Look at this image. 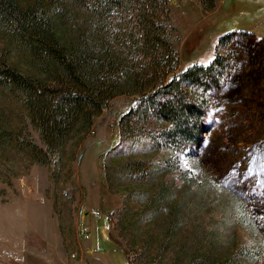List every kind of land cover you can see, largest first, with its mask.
Returning a JSON list of instances; mask_svg holds the SVG:
<instances>
[{"label": "rangeland", "instance_id": "obj_1", "mask_svg": "<svg viewBox=\"0 0 264 264\" xmlns=\"http://www.w3.org/2000/svg\"><path fill=\"white\" fill-rule=\"evenodd\" d=\"M167 2L178 70L217 53L230 64L218 73L220 88L189 86L204 112L194 129L171 135L163 120L129 129L120 120L136 96L118 93L89 127L50 149L19 92L0 87V252L23 227L35 250L81 264L80 241L94 228L121 264H264V0ZM73 9L57 17L64 37L88 22ZM230 31L233 41L222 44ZM0 58L46 81L1 30Z\"/></svg>", "mask_w": 264, "mask_h": 264}, {"label": "trees", "instance_id": "obj_2", "mask_svg": "<svg viewBox=\"0 0 264 264\" xmlns=\"http://www.w3.org/2000/svg\"><path fill=\"white\" fill-rule=\"evenodd\" d=\"M51 2L24 7L0 0V30L27 48L47 73L46 81L38 79L0 58V87L19 92L48 148H60L79 124L89 127L118 93L136 96L120 120L129 129L160 120L173 124L171 135L194 129L193 120L204 112L189 98V86L220 88L218 73L230 64L226 67V57L217 53L209 63L177 69L167 0ZM68 7L85 14L84 23L88 19L74 37H64L57 20ZM235 33L227 32L220 42L233 41Z\"/></svg>", "mask_w": 264, "mask_h": 264}, {"label": "crops", "instance_id": "obj_3", "mask_svg": "<svg viewBox=\"0 0 264 264\" xmlns=\"http://www.w3.org/2000/svg\"><path fill=\"white\" fill-rule=\"evenodd\" d=\"M103 231L93 228L86 238L81 239L78 247L79 251L77 252L81 264L82 262L84 264H121L118 258V261H115L113 255L111 256V254L105 252L106 242L102 238L104 235ZM50 243H53V241H50ZM30 245L33 246L26 239L23 227L20 228V233L11 236V239L4 244L3 247L10 249L0 252V261H8L9 264H71L69 262H61L64 256L58 260L54 252L37 251ZM13 246H16V249ZM50 249L53 250V248ZM30 261L32 262L30 263Z\"/></svg>", "mask_w": 264, "mask_h": 264}, {"label": "built area", "instance_id": "obj_4", "mask_svg": "<svg viewBox=\"0 0 264 264\" xmlns=\"http://www.w3.org/2000/svg\"><path fill=\"white\" fill-rule=\"evenodd\" d=\"M91 214L94 216H97V215H99V212L97 210H91ZM88 231H89L88 226H86V225L80 226V228H79V232L81 235L84 233H87Z\"/></svg>", "mask_w": 264, "mask_h": 264}]
</instances>
